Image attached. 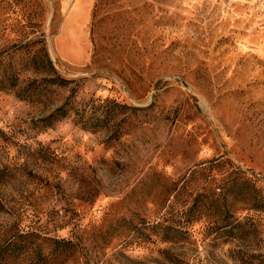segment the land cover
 <instances>
[{"label":"rangeland","instance_id":"obj_1","mask_svg":"<svg viewBox=\"0 0 264 264\" xmlns=\"http://www.w3.org/2000/svg\"><path fill=\"white\" fill-rule=\"evenodd\" d=\"M0 81L3 264H264V0H0Z\"/></svg>","mask_w":264,"mask_h":264},{"label":"trees","instance_id":"obj_2","mask_svg":"<svg viewBox=\"0 0 264 264\" xmlns=\"http://www.w3.org/2000/svg\"><path fill=\"white\" fill-rule=\"evenodd\" d=\"M51 63V61H50ZM50 81L57 83L60 86H65L68 83L74 82V80H67L66 78L60 76L57 74V76H54L52 78L49 79ZM1 83V87L3 88H7L8 86L5 85L4 81H0ZM15 84L11 85V88L14 87ZM66 115V112L64 114H62V116ZM88 122L83 123V127L86 128L87 127ZM235 174H237L238 172H240L241 170L239 169V167L235 168ZM250 182L248 180H245L241 183L236 182L233 180V182H231L230 187L226 190V194H230L233 197V200L236 202L237 200H241L246 204V208L248 210L251 209H255V210H261L262 212H264V199L261 198L260 200L258 198H255V193L252 192L253 194H251V190L249 186ZM217 191V190H215ZM205 193V194H199V196L196 197L195 202L191 208V210H194L197 207V211H199V213H203L207 216H210L211 212H212V207H214L216 210L215 211H219L220 210V204H217L218 200L216 197L221 196L220 193ZM216 195V196H214ZM225 200V199H224ZM204 206L206 208H204ZM4 209V202L2 201V199L0 198V211H2ZM202 214V215H203ZM226 214V218H224L223 222L221 224L218 225V230H224L226 233H233L235 230V227L237 225H241L242 222L238 221L236 219H233L235 213L234 210L228 208V210L226 209L225 211ZM217 225V224H216ZM182 225L180 223H178L177 225H169L166 226V231H165V241L167 242H177L175 237L182 235L184 232H182ZM171 233H174V235L172 236ZM175 239V240H174ZM52 243V252L54 254V256H60L62 254H74V252H76L77 250H79L80 248V243L72 240V239H66V238H50L49 239ZM174 240V241H173ZM9 249H7L9 251L10 254H17L19 252V247L16 241H11L8 245ZM38 249L40 250L38 255H41L42 252V246L39 245ZM12 252H11V251ZM4 256H0V264H3L4 261Z\"/></svg>","mask_w":264,"mask_h":264}]
</instances>
